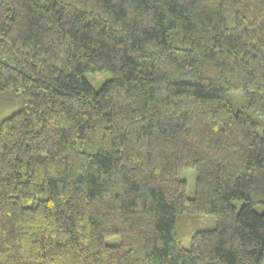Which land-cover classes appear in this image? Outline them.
<instances>
[{
	"label": "trees",
	"instance_id": "1",
	"mask_svg": "<svg viewBox=\"0 0 264 264\" xmlns=\"http://www.w3.org/2000/svg\"><path fill=\"white\" fill-rule=\"evenodd\" d=\"M0 264H264V0H0Z\"/></svg>",
	"mask_w": 264,
	"mask_h": 264
},
{
	"label": "rangeland",
	"instance_id": "2",
	"mask_svg": "<svg viewBox=\"0 0 264 264\" xmlns=\"http://www.w3.org/2000/svg\"><path fill=\"white\" fill-rule=\"evenodd\" d=\"M110 78L108 71L93 74L86 73L85 79L91 85L94 90H98L102 84ZM20 104L17 102L12 108L13 111L19 108ZM233 107L240 109L243 107V102L238 99L237 102L233 103ZM8 114H3V117ZM179 177L186 183V196L192 198L194 196L195 186V172L192 169H184L179 173ZM215 225V220L207 215L196 214V215H179L176 220V232L180 236V243L184 248L189 247L190 235L194 230H205L212 228ZM117 241L116 239H114Z\"/></svg>",
	"mask_w": 264,
	"mask_h": 264
}]
</instances>
